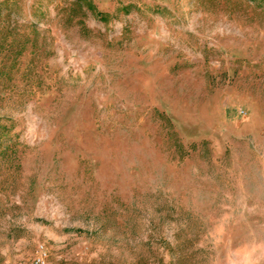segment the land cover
I'll list each match as a JSON object with an SVG mask.
<instances>
[{
  "label": "rangeland",
  "instance_id": "rangeland-1",
  "mask_svg": "<svg viewBox=\"0 0 264 264\" xmlns=\"http://www.w3.org/2000/svg\"><path fill=\"white\" fill-rule=\"evenodd\" d=\"M0 4V264H264V0Z\"/></svg>",
  "mask_w": 264,
  "mask_h": 264
},
{
  "label": "built area",
  "instance_id": "built-area-1",
  "mask_svg": "<svg viewBox=\"0 0 264 264\" xmlns=\"http://www.w3.org/2000/svg\"><path fill=\"white\" fill-rule=\"evenodd\" d=\"M48 253L45 247L41 246L33 264H47Z\"/></svg>",
  "mask_w": 264,
  "mask_h": 264
},
{
  "label": "trees",
  "instance_id": "trees-1",
  "mask_svg": "<svg viewBox=\"0 0 264 264\" xmlns=\"http://www.w3.org/2000/svg\"><path fill=\"white\" fill-rule=\"evenodd\" d=\"M79 3H81L82 0H77ZM1 5V4H0ZM101 19H106V16L103 13L98 14Z\"/></svg>",
  "mask_w": 264,
  "mask_h": 264
}]
</instances>
